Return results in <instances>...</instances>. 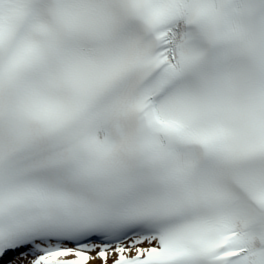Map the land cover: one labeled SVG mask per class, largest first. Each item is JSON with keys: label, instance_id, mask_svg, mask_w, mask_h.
I'll list each match as a JSON object with an SVG mask.
<instances>
[{"label": "snow or ice", "instance_id": "6c2138e0", "mask_svg": "<svg viewBox=\"0 0 264 264\" xmlns=\"http://www.w3.org/2000/svg\"><path fill=\"white\" fill-rule=\"evenodd\" d=\"M0 264H264V0H0Z\"/></svg>", "mask_w": 264, "mask_h": 264}]
</instances>
